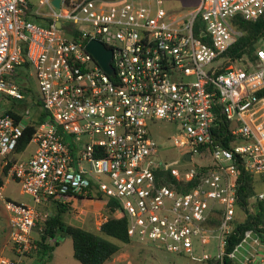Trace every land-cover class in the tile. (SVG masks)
Instances as JSON below:
<instances>
[{
	"label": "built area",
	"instance_id": "built-area-1",
	"mask_svg": "<svg viewBox=\"0 0 264 264\" xmlns=\"http://www.w3.org/2000/svg\"><path fill=\"white\" fill-rule=\"evenodd\" d=\"M162 1L59 0L55 7L38 0L35 9L31 0H0V100L26 99L15 77L27 60L48 113L31 137V155L13 159L28 111L16 119L0 110V168L31 197L24 203L0 194L12 246L11 256L0 252V264H24L37 250L31 237L49 215L38 206L90 193L118 202L114 214L127 217L130 238L157 241L195 264H213L212 257L264 264V120L256 116L264 106L257 95L264 88L258 44L264 39L253 46L256 64L225 55L242 36L233 18L256 20L264 0H198L176 14ZM91 39L112 50L113 76L86 50ZM217 115L227 123L220 135L227 146L213 142ZM161 120L177 126L173 145L190 155L184 161L192 166L183 172L154 159L158 144L149 127ZM242 168L255 189L247 211L239 212ZM167 171L197 183L175 189L157 176ZM254 204L263 208L261 221L226 250L235 224L254 213ZM213 240L210 254L205 248Z\"/></svg>",
	"mask_w": 264,
	"mask_h": 264
},
{
	"label": "trees",
	"instance_id": "trees-1",
	"mask_svg": "<svg viewBox=\"0 0 264 264\" xmlns=\"http://www.w3.org/2000/svg\"><path fill=\"white\" fill-rule=\"evenodd\" d=\"M31 19L38 24L47 25V23H45V21L39 16H32ZM233 22L235 23L236 27L242 31V36L229 47V50L225 52V55L231 56L233 58H242L249 64H256L257 59L253 52V46L255 43L264 39V12L254 21L245 20L240 16H236L233 18ZM28 68L29 62L25 60L19 68V73H21V69ZM24 90L26 95L30 93L29 89L24 88ZM257 95L259 97L264 96V88L258 91ZM15 102L17 101H14V103ZM20 102L21 101L17 103ZM34 104L39 107V110L29 116L28 122L25 125L22 134L11 154L12 157L14 154H18L26 148V146L30 143L31 137L36 127L48 118V113L41 108V103L38 97L35 98V103H33V105ZM4 112L14 116L16 119L21 118L19 112L13 107H6ZM216 123L219 124L215 129L219 128L220 134H217V132L215 133L213 131V142L227 146L229 139L222 138L220 136L227 130V123L223 122V118L220 115H217ZM2 174L4 176L7 175V167L2 169ZM157 176L161 177L163 183L167 184L168 186L184 191H187L191 187L195 186L198 180L197 177H194L191 180L185 182L178 179L169 171L159 173ZM239 180L240 186L237 192L238 198L236 208L237 211L242 212L247 211L246 205L248 203V199L254 193L255 188L253 185L252 176L243 168L241 169ZM1 183L2 180L0 179V185ZM87 198L102 199L103 195L101 193H97L95 196H92L90 193L88 194ZM67 205V203L54 202V211L52 213L50 212L47 218L42 220L41 223L37 224V226L42 227V230L39 231L36 237H31L32 242L36 243L38 246L34 253H37L40 256L50 257L54 248L59 244L57 235H68L72 240L73 257L80 264H104L106 261L112 260L114 256L119 253V245L92 234L80 227L66 223L63 220L62 215L69 209ZM254 205L256 206L254 213L246 215L243 222L235 224L232 233L227 238V245L225 248L226 250H231L232 245L239 240L245 229L256 227L258 222L261 221L263 217V208L260 204ZM118 206L119 204L116 200L112 198H106L105 207L108 209L109 214L107 215L106 219L101 222L98 230L101 233L124 244H129L131 243L132 238H130L127 234V217L124 215L115 216L114 214ZM209 261L213 264H221L220 261L214 257H212ZM222 264H236V262L224 259Z\"/></svg>",
	"mask_w": 264,
	"mask_h": 264
},
{
	"label": "rangeland",
	"instance_id": "rangeland-1",
	"mask_svg": "<svg viewBox=\"0 0 264 264\" xmlns=\"http://www.w3.org/2000/svg\"><path fill=\"white\" fill-rule=\"evenodd\" d=\"M31 2L33 3L35 9L39 8L38 0H31ZM197 3L198 0H163L161 7L169 13L176 14L186 12ZM66 37L69 38V35H66ZM258 44L264 47V41H260ZM18 75L20 76V79L15 77L16 81L23 87V89H29L30 93L26 95V99L20 103H14V101L11 100V103L6 107H13L17 111L27 110L28 116H31L34 112L39 110L37 105H33V103H35V98L39 94L37 79L30 67L28 69H21V73ZM260 114L262 115L260 120H264V106L261 108L259 113L256 114V116ZM149 132L151 137L158 144L157 152L154 155L155 160L163 162L167 165L168 169L174 172H183L185 169L192 166V163L186 162L182 159V149L173 145V138L178 135V128L173 122L165 120L158 121L155 125L149 127ZM33 150L34 144L30 142L22 152L17 154V157L26 159L25 157L30 155ZM1 170L2 169H0V179L7 180V183L5 184L4 192L0 191V194L3 195L12 189L20 201L31 203V197L29 195H19L20 184L15 182L11 176L6 178L1 173ZM103 179L107 181L104 176ZM105 200L106 197L103 195L102 199H82L68 202L67 206L69 209L63 213V220L68 224L80 227L92 234L119 245V253L113 258L115 264H195L185 255L167 251L157 241L147 240L142 242L135 237L132 238L131 243L124 244L101 233L98 230L99 225L109 214L108 209L105 207ZM37 209L41 214L47 211L52 213L54 211V206L53 204H50L47 207L40 205ZM5 213L7 214L4 208V202L0 197V251L3 252V254H7L5 248L8 247L7 238L9 239L10 231L9 227H7ZM38 223H41V220H39ZM36 236L37 232H34L32 238ZM57 240L59 244L54 248L50 257L32 253L37 258L35 264H80L73 257L71 237L68 235H57ZM213 241L205 248L210 254H213L216 250L214 248L215 240ZM196 251L199 252V248H196ZM33 262V258H27L24 261V264H32Z\"/></svg>",
	"mask_w": 264,
	"mask_h": 264
},
{
	"label": "water",
	"instance_id": "water-1",
	"mask_svg": "<svg viewBox=\"0 0 264 264\" xmlns=\"http://www.w3.org/2000/svg\"><path fill=\"white\" fill-rule=\"evenodd\" d=\"M52 4L55 7H59V0H52ZM57 27H60V22L56 23ZM86 50L92 54L94 59L99 63V65L106 71L109 75H114V70L111 65L112 50L104 46V44L96 39H91L86 44ZM183 160L189 161L190 155L184 154Z\"/></svg>",
	"mask_w": 264,
	"mask_h": 264
},
{
	"label": "crops",
	"instance_id": "crops-1",
	"mask_svg": "<svg viewBox=\"0 0 264 264\" xmlns=\"http://www.w3.org/2000/svg\"><path fill=\"white\" fill-rule=\"evenodd\" d=\"M11 103V100H5V99H1L0 100V110H3V109H5V107L6 106H8L9 104ZM31 155V154H30ZM30 155H27L25 158L27 159ZM13 157L15 158V159H21L20 157H17V154H14L13 155ZM1 169V168H0ZM2 171V170H1ZM2 173V172H1ZM6 178H8V177H10V176H8V175H6L5 176ZM12 178V177H11ZM2 180V179H1ZM13 180H15V179H13ZM15 182H17L16 180H15ZM7 183V180H2V183H1V185H0V189L4 192V187H5V184ZM18 183V182H17ZM21 194H25V193H23L22 192V190H21V188H20V190H19V195H21ZM4 195V197L5 198H7V199H10V200H13V201H16V202H23V201H20L18 198H17V195L15 194V192L12 190V189H10V191L9 192H7V193H5V194H3ZM28 195V194H27ZM24 203H26V202H24ZM46 207L48 206V205H45ZM7 212V211H6ZM5 216H6V221H7V227H9V224H8V216H9V214H8V212H7V214L5 213ZM7 245H8V247L7 248H5V250H6V252H7V254L9 255V256H11L12 255V246H11V243H10V241H9V239L7 238ZM1 252V251H0ZM5 252V251H4ZM1 253H3V252H1ZM27 258H33L34 259V262L32 263V264H35V261L37 260V258L31 253V254H29V255H27L26 257H25V259H24V261L27 259ZM104 264H115V262H114V260L112 259V260H110V261H106Z\"/></svg>",
	"mask_w": 264,
	"mask_h": 264
}]
</instances>
